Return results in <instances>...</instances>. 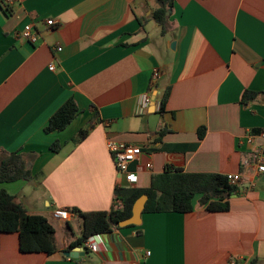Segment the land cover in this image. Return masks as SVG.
<instances>
[{
  "label": "crops",
  "instance_id": "obj_1",
  "mask_svg": "<svg viewBox=\"0 0 264 264\" xmlns=\"http://www.w3.org/2000/svg\"><path fill=\"white\" fill-rule=\"evenodd\" d=\"M159 7L158 0H0V160L20 153L43 195L39 203L25 196L31 179L0 188L27 214L46 218L58 246L24 253L16 233H0V264H264V173L242 167L262 143L264 98L241 102L245 91L264 89V0H174L163 32L152 18ZM27 24L36 44L17 35ZM153 70L161 75L150 86ZM145 94L150 101L137 113ZM68 99L76 117L45 133ZM55 141L58 152L50 150ZM108 141L141 148L128 167L138 170V189L166 167L241 174L228 211L208 212L195 199L184 214L142 212L138 225L93 235L96 252L80 246L83 257H65L82 220L53 211L108 212L123 185Z\"/></svg>",
  "mask_w": 264,
  "mask_h": 264
},
{
  "label": "trees",
  "instance_id": "obj_2",
  "mask_svg": "<svg viewBox=\"0 0 264 264\" xmlns=\"http://www.w3.org/2000/svg\"><path fill=\"white\" fill-rule=\"evenodd\" d=\"M160 7L152 13L153 20L164 31L167 17L166 12L174 0H158ZM168 96L165 91L160 98L159 112L163 111ZM264 98V89L259 92L245 91L241 102L246 104L257 98ZM78 108L73 99H68L48 120L45 133L63 131L76 117ZM91 125L80 129L72 138L71 143L77 145L89 133ZM204 129H199L201 139ZM61 145L58 141L50 145L52 152H58ZM31 179V171L26 167L20 153H10L0 160V184L12 183L19 180ZM238 186L230 185L226 176L210 173H185L178 169L166 167L164 172L151 178L148 188L118 187L114 192V201L122 203L120 209L114 205L108 212L84 213L75 208L71 213L82 220L80 237L67 250L82 246L91 236L107 233L118 228V223L131 216L133 203L142 195H147L143 213L168 212L184 214L191 212L193 201L205 207L208 212H226L229 209L227 199L236 193ZM133 225H130L132 227ZM0 233H16L19 250L24 253L42 252L53 254L58 251L54 237V229L47 219L40 215H29L20 203L14 201L4 188H0ZM251 264H255L252 262Z\"/></svg>",
  "mask_w": 264,
  "mask_h": 264
},
{
  "label": "built area",
  "instance_id": "obj_3",
  "mask_svg": "<svg viewBox=\"0 0 264 264\" xmlns=\"http://www.w3.org/2000/svg\"><path fill=\"white\" fill-rule=\"evenodd\" d=\"M6 5H10L12 0H4ZM46 25L49 27H54V21L52 19H48L45 21ZM17 35L27 41L30 44H36L38 41V36L35 31H33L32 26L30 24L25 25L22 30H20ZM56 50H59L57 48ZM53 66L49 67V70H53ZM160 72L158 70H153L151 73V77L149 80L150 86H154L160 78ZM150 101V97L148 94H145L142 99L141 103L138 106L137 113H141L143 109L146 108L147 104ZM256 136L262 139V143L255 147L254 150L250 153V157L244 159L242 161L243 169L253 170L255 175H260L264 173V131L259 132ZM255 135L249 134L246 137V142L251 144L253 142ZM107 150L109 155L112 158L114 163L115 170L118 175L122 177L123 185H118L119 187L124 188H134L136 181H137V172L129 170V164L137 161L141 154V148L134 145H129L122 142L116 141H108ZM147 168H151V164H146ZM227 181L230 185H237L241 180V174H227L225 175ZM122 206L121 201L115 200L114 201V208L120 209ZM52 216L56 219L67 221L70 217L75 216L68 210L63 209H56L53 211ZM82 247L91 252L97 251V246L94 243L93 236L89 237L82 245ZM149 253L147 252V255Z\"/></svg>",
  "mask_w": 264,
  "mask_h": 264
},
{
  "label": "water",
  "instance_id": "obj_4",
  "mask_svg": "<svg viewBox=\"0 0 264 264\" xmlns=\"http://www.w3.org/2000/svg\"><path fill=\"white\" fill-rule=\"evenodd\" d=\"M169 11L170 10H168L166 12V16H168ZM261 181L264 183V175L262 176ZM147 198H148L147 195L140 196L132 205L131 216L128 219L119 222L118 227H125V226H129V225H138L140 222L141 214L143 212ZM85 254H86L85 250L80 246L74 247L71 250L65 251L63 253V255L65 257H69L72 259H77L79 257H83Z\"/></svg>",
  "mask_w": 264,
  "mask_h": 264
},
{
  "label": "rangeland",
  "instance_id": "obj_5",
  "mask_svg": "<svg viewBox=\"0 0 264 264\" xmlns=\"http://www.w3.org/2000/svg\"><path fill=\"white\" fill-rule=\"evenodd\" d=\"M25 196H31V198H36L37 202H40V199L43 195V191L42 188L40 186V177L39 178H33L30 180V182L27 184L26 188H25ZM78 234L81 235V232L78 231Z\"/></svg>",
  "mask_w": 264,
  "mask_h": 264
}]
</instances>
